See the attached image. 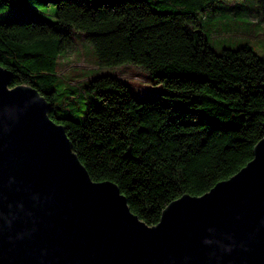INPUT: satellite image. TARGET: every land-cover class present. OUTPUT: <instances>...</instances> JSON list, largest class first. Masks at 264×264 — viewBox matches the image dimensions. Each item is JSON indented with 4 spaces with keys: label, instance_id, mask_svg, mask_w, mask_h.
Here are the masks:
<instances>
[{
    "label": "trees",
    "instance_id": "16d2710c",
    "mask_svg": "<svg viewBox=\"0 0 264 264\" xmlns=\"http://www.w3.org/2000/svg\"><path fill=\"white\" fill-rule=\"evenodd\" d=\"M253 1L264 24V0ZM217 2L0 0V65L11 72L9 86L37 89L90 178L114 182L150 226L170 201L202 195L235 174L264 137V58L249 45L218 53L210 46L196 15ZM50 5L53 20L28 14ZM72 31L83 34L100 66H137L163 95L137 98L124 80L97 74L81 90L99 105L57 117V60L72 50Z\"/></svg>",
    "mask_w": 264,
    "mask_h": 264
},
{
    "label": "water",
    "instance_id": "95a60500",
    "mask_svg": "<svg viewBox=\"0 0 264 264\" xmlns=\"http://www.w3.org/2000/svg\"><path fill=\"white\" fill-rule=\"evenodd\" d=\"M11 77L0 65V264H264V137L235 174L150 226L114 182L90 178L51 104Z\"/></svg>",
    "mask_w": 264,
    "mask_h": 264
},
{
    "label": "rangeland",
    "instance_id": "374dc122",
    "mask_svg": "<svg viewBox=\"0 0 264 264\" xmlns=\"http://www.w3.org/2000/svg\"><path fill=\"white\" fill-rule=\"evenodd\" d=\"M3 9L0 7V11ZM53 9L52 5L45 9L31 8L28 14L53 20ZM13 16L16 14H4L2 18ZM255 16L256 6L253 0H219L214 8L198 13L196 19L201 32L217 53L224 47L234 49L249 45L254 53L264 58V24L256 21ZM72 37V50L62 54L57 60V79L53 85L56 91L54 108L57 117L77 118L90 105H99L97 98L81 90L83 81L97 74H111L124 80L137 98L163 95V86L148 79L139 67L132 64L100 66L93 48L83 39V34L72 31Z\"/></svg>",
    "mask_w": 264,
    "mask_h": 264
}]
</instances>
